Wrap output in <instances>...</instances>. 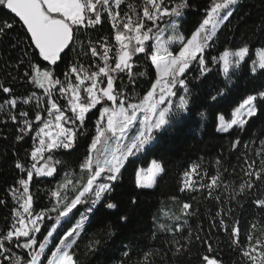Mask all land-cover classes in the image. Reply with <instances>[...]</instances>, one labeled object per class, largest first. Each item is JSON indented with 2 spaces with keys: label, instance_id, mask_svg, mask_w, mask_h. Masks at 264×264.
Segmentation results:
<instances>
[{
  "label": "snow or ice",
  "instance_id": "1",
  "mask_svg": "<svg viewBox=\"0 0 264 264\" xmlns=\"http://www.w3.org/2000/svg\"><path fill=\"white\" fill-rule=\"evenodd\" d=\"M238 6H241V0H207V4L203 6L202 20L190 37H186L181 30V18L186 10L193 8V0H140L139 3H132L130 0H0V8L18 18L30 46H34L38 50V56L47 62L41 64L29 60V70L24 72V77L32 85L44 91L47 100L34 91L29 95L18 96L11 86L0 83V92L9 97L4 102L9 106L7 120L17 126L15 140L22 142L26 136L34 133V140L37 141L28 153L30 165L19 158L15 162V168L22 175L16 181L18 187L9 189L16 205L11 209L10 223L0 229V264H80L73 247L84 229L87 217L81 216L57 242L53 237L61 219L73 213L78 205H88L87 212L91 213L102 201L107 209L119 210V205L110 201L114 185L121 179L131 158L158 142L164 133L173 128L180 114L189 111L190 79L186 73L193 62L199 65L201 76L211 71L205 52L213 46L219 31L230 22ZM104 20L111 23L115 43L111 44L108 38H101L96 44L89 41L88 52L85 53L98 57L102 63H97L95 70L85 68L75 61L69 64L68 58L77 44L84 47L79 33L95 28ZM12 29L14 23L0 20V37L6 36ZM174 45L179 47L173 49ZM249 51V46L244 44L236 50H225L218 59L212 57L211 62L222 61L224 75L230 80V69L239 68ZM138 54H143L154 65L155 79L146 94L133 102V97L120 90L117 80L123 74L130 83H135L137 75H145L144 72L134 71V58ZM257 57L251 67L252 73L264 70V48L257 52ZM60 62H64L67 68L62 73L63 80L56 73V66ZM23 63L21 60L20 64ZM57 85L60 86L59 96L65 100L63 105L59 99L53 98L54 87ZM180 90H183L184 95H179L178 103H174ZM222 94L223 89H217L216 94H210V98L216 100ZM42 101L49 105L43 109L46 116L40 109ZM33 102L37 110L32 117L29 111H15L18 104ZM3 107L4 105H0V110ZM93 109L96 111L92 112ZM90 113L97 117L91 130L88 128ZM254 117L264 118V88L248 95L229 120L221 115L216 131L238 136L239 130L248 125L250 120L255 123ZM3 122L6 124L7 121ZM233 129L237 131L233 132ZM82 137H88L90 141L80 164L81 173H86V176L82 175L78 184L66 179L52 193L55 197L53 207L35 211L34 197L30 192L34 176H53L60 161L55 160L51 153L58 149L76 148ZM239 144L240 140L236 139L233 147ZM257 155L262 157L259 168L257 169L254 160L248 164L247 169L243 170L247 179L239 184L238 191L231 188V183H224L219 170L207 183L195 179L208 175L207 172L200 171L201 165L198 163L192 164L184 173L180 191H195L199 186L206 189L208 197L217 202H222V195L218 193L213 196V192L221 188L225 192L231 188L232 192L241 196L258 191L257 182L264 185V148ZM40 161L44 163L38 167ZM216 163L220 165L221 161L217 160ZM165 172L164 163L153 160L149 168L136 171L135 185L140 189L154 188L158 178H162ZM69 185H72L75 193L72 198L68 196ZM235 198L236 196L229 194V200ZM4 203L6 202L0 200V204ZM128 203L129 210L120 213L116 221L122 231L118 233L113 226V230L109 232L113 237H122L120 242L126 256L128 250L135 254L136 231L132 227V215L137 200L133 197ZM254 203L264 210V195L256 198ZM190 209L191 204L183 203L181 215L173 217L177 222L175 227L159 224V230L171 231L174 237L176 233H184V225L179 221L196 214L195 210ZM51 212L57 215L53 218L49 215ZM231 215V208L221 207L215 214L213 225L223 228L232 244L243 249L242 256L247 258V264H264V230L260 236H254L250 232L246 237L247 247H244L240 241L239 221L229 225L225 219V216ZM46 217L54 219L55 223L46 226ZM42 227L46 234L38 242L37 234L41 233ZM252 227L255 228V225ZM195 240L206 245L207 252H214L209 240L202 239L199 235L195 236ZM49 243L52 244L51 248ZM192 243L191 231L182 235L181 239L169 241L174 257L190 255ZM101 244V240L92 241L89 251L97 252ZM16 249L25 250L24 254H18ZM158 255L159 252L155 250L148 251L133 264H157L155 258ZM200 264L224 262L214 255H203Z\"/></svg>",
  "mask_w": 264,
  "mask_h": 264
},
{
  "label": "trees",
  "instance_id": "2",
  "mask_svg": "<svg viewBox=\"0 0 264 264\" xmlns=\"http://www.w3.org/2000/svg\"><path fill=\"white\" fill-rule=\"evenodd\" d=\"M130 2L139 3L140 0H130ZM206 4L207 0H193V8L190 11H185V15L181 18V30L186 37H190V34L198 27V23L204 15L203 6ZM0 20H9L14 23V29L9 30L6 36L0 37V83L11 86L18 96L29 95L34 91L38 96L47 100L44 91L32 85L24 77V72L29 70V60L41 64L47 62L38 56V50H35L34 46H30L25 29L14 15L8 10L0 8ZM79 37L84 47L77 44L68 58V63L71 64L72 61H75L85 68L95 70V65L102 61L98 57H91L90 53L85 54L88 52L87 45L89 41L96 44L101 38H108L109 42L114 44L111 23L104 20L95 28H88L79 33ZM244 44L249 46V54L239 68L230 69L231 79L229 80L225 77L221 64L212 63L211 58L217 57L218 59L225 50H236ZM178 47L179 45H174L173 49ZM261 48H264V0H241V6L236 8L230 22L219 31L213 46L205 52V59L209 61L211 71L201 76L199 65L193 62L186 73L190 79L189 111L181 113L173 128L164 133L158 142H154V145H149L145 151L131 158L121 179L114 185L110 201L117 203L119 210L107 209L103 201L91 213L87 212L88 205H78L73 213L61 219L53 239L58 242V239L73 227L81 216H86L84 229L73 247L80 264H122V262L133 264L134 261L142 259L144 253L153 250L159 252L155 258L157 264H200L203 255L210 257L214 255L224 264H247V258L242 256L243 249L233 245L228 233L223 228L213 225V219L221 207L231 208L232 215L225 216V219L229 225L239 221L240 241L244 247H247L246 237L250 232L254 236H260L261 231L264 230V210L254 203L256 198L264 195V185H259L257 182L258 191L242 196L231 191V188L238 191L239 184L247 179L243 170L247 169L249 163L254 160L257 169L259 168L262 157L257 153L264 148V118L256 119L254 117L255 123L250 120L248 125L239 130L238 136L221 133L216 129L221 115L229 120L233 111L248 95L264 88V74H262L264 70H258L256 73L251 72L253 61L257 60V52ZM134 59V71L144 72L145 75H137L135 83H130L121 74L117 84L120 90L133 97V102H136L139 97L146 94L154 82L155 68L143 54H138ZM21 60L24 61L23 64H20ZM66 71L64 62H60L56 66V73L61 80L64 79L62 73ZM217 89H223V94L218 95L216 100H212L210 94H216ZM179 95H184L183 90L178 92L174 103H178ZM7 98H9L8 94L0 92V105H4L0 110V200L6 202L0 204V229L10 223L11 209L16 205L9 189L18 187L16 181L22 173L15 168V162L19 158L26 160L30 165L31 159L28 153L35 144L34 133L26 136L22 142L15 140L17 126L7 120L6 112L9 106L4 103ZM53 98L59 99L62 105L65 103L57 89L54 90ZM47 107L49 105L42 101L40 109L45 116L46 113L43 112V109ZM36 110L34 102L33 104H18L15 109L17 112L29 111L30 117ZM95 111V109L92 110V112ZM202 113L203 115H201ZM89 115L91 122L88 124V128L91 130L97 117L92 113ZM5 120L6 124L3 122ZM232 131L236 132L237 130L233 129ZM236 139L240 140V144L233 147V142ZM89 143L88 137H82L76 148L72 150L58 149L51 153L55 160L60 161L56 166V173L53 176H34L30 185L35 211L39 212L53 207L55 197L52 193L66 179L72 180L73 184H78L81 182L82 175L86 176V173H81L80 164ZM153 160L164 163L165 174L162 178H158L156 187L137 188L135 185L136 171L140 168H147ZM217 160L221 161L220 165H217ZM194 163L200 164V171L208 174L195 177L201 183H207L218 170L224 177V183H231L228 192H225L223 188L213 192V196L218 193L222 195V202L208 197L207 190L199 186L195 191H180L184 173ZM67 191L69 198H72L75 194L72 191V185H69ZM229 194L236 198L229 200ZM133 197L137 200L132 215V227L136 231L135 254L132 250H128L126 256L120 242L122 237H113L109 235V232L113 230V226L118 233L122 231L116 224L117 217L120 213L129 210L128 202ZM183 203L191 204L190 211H196L195 215L183 217L179 221L184 225L185 232L176 233L174 237L171 231H160L159 224H166L169 228L175 227L177 222L173 217L181 215L180 209ZM49 215L54 218L57 213L51 212ZM216 222L218 223V218ZM53 223H55L54 219L45 218L46 226ZM253 225L255 228L252 227ZM188 231H191L193 237L191 254L174 257L169 241L181 239L182 235ZM45 234V229L42 227L41 233L37 234L38 242L42 241ZM196 235L209 240L213 245L214 252H207L206 245L195 240ZM94 240L102 241L100 249L95 253L89 251V245ZM125 243L127 242L125 241ZM51 247L52 244L49 243V248ZM24 251L16 249V252L21 255L24 254ZM48 254L50 255V253ZM161 257H163V261H161Z\"/></svg>",
  "mask_w": 264,
  "mask_h": 264
},
{
  "label": "rangeland",
  "instance_id": "3",
  "mask_svg": "<svg viewBox=\"0 0 264 264\" xmlns=\"http://www.w3.org/2000/svg\"><path fill=\"white\" fill-rule=\"evenodd\" d=\"M153 43H154V42H153ZM257 59H258V57H257ZM220 64H221V66L223 67V63H222V61L220 62ZM59 87H60L59 85L55 86V87H54V90L57 89V91H58V90H59ZM58 92H59V91H58ZM234 111H235V110H234ZM234 111H233V112H234ZM218 126H219V119H218ZM36 142H37V141L35 140V143H36ZM43 163H44V161H40V162L38 163L37 166L39 167V166H41ZM151 164H152V162H151ZM151 164H150L147 168H149V167L151 166ZM147 168H144V169H147Z\"/></svg>",
  "mask_w": 264,
  "mask_h": 264
},
{
  "label": "water",
  "instance_id": "4",
  "mask_svg": "<svg viewBox=\"0 0 264 264\" xmlns=\"http://www.w3.org/2000/svg\"><path fill=\"white\" fill-rule=\"evenodd\" d=\"M12 15H14V14H12ZM18 19V18H17Z\"/></svg>",
  "mask_w": 264,
  "mask_h": 264
}]
</instances>
